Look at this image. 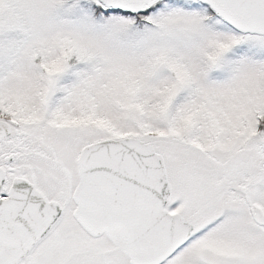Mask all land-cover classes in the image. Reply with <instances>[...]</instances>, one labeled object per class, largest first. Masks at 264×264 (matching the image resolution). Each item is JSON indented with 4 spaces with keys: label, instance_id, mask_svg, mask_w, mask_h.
Masks as SVG:
<instances>
[{
    "label": "snow or ice",
    "instance_id": "snow-or-ice-1",
    "mask_svg": "<svg viewBox=\"0 0 264 264\" xmlns=\"http://www.w3.org/2000/svg\"><path fill=\"white\" fill-rule=\"evenodd\" d=\"M0 264H264V0H0Z\"/></svg>",
    "mask_w": 264,
    "mask_h": 264
}]
</instances>
